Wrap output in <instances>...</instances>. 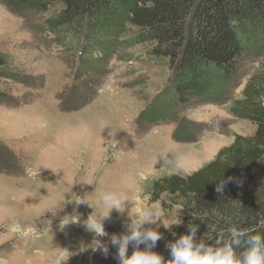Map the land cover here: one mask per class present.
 <instances>
[{
    "label": "rangeland",
    "instance_id": "obj_1",
    "mask_svg": "<svg viewBox=\"0 0 264 264\" xmlns=\"http://www.w3.org/2000/svg\"><path fill=\"white\" fill-rule=\"evenodd\" d=\"M11 1L0 0V61L16 77L0 79V264H118L110 236L129 234L142 209L152 214L145 227L162 236L153 251L167 264L161 232L183 211L151 202L148 191L163 177L193 174L235 137L254 133L230 110L246 87L264 88V56L241 65L222 101L164 108L157 117L152 103L168 87L170 67L148 56L146 44L128 47L134 27L127 26L109 57L80 59L77 46L43 28L59 4L27 15ZM251 174V181H239L254 191L264 179V158ZM106 192L122 202L104 222V255L94 250L86 222L106 211L100 200ZM66 215L79 220L63 226ZM17 225L34 231L21 234ZM133 250L130 243L127 255Z\"/></svg>",
    "mask_w": 264,
    "mask_h": 264
},
{
    "label": "trees",
    "instance_id": "obj_2",
    "mask_svg": "<svg viewBox=\"0 0 264 264\" xmlns=\"http://www.w3.org/2000/svg\"><path fill=\"white\" fill-rule=\"evenodd\" d=\"M55 3L61 9L46 19L43 28L77 46L80 59L86 53L109 57L131 26L137 32L128 47L146 44L148 56L168 61L169 85L152 103L158 107L157 117L169 107L175 111L176 107L222 101L241 65L264 56V0L11 1L27 15H43ZM2 78L16 79L0 61ZM242 95L231 108V116L251 123L254 133L235 137L193 174L163 177L152 185L156 194L148 191L151 202L164 201L183 211L178 224L161 232L165 243L175 242L196 227V243L217 246L216 240L221 239L226 244L235 227L246 234L241 245L234 246L241 256L249 237H264V179L254 191L239 181H251L252 170L264 158V88L250 92L246 87ZM221 182L225 186L218 193L216 185Z\"/></svg>",
    "mask_w": 264,
    "mask_h": 264
},
{
    "label": "clouds",
    "instance_id": "obj_3",
    "mask_svg": "<svg viewBox=\"0 0 264 264\" xmlns=\"http://www.w3.org/2000/svg\"><path fill=\"white\" fill-rule=\"evenodd\" d=\"M231 178H229L230 180ZM225 182L216 185V191L221 193ZM100 200L107 206L106 211L95 217L90 216L86 222V227L95 234L93 240L94 250L101 251L104 255L108 254V247L101 238L108 236L104 228V222L109 218L112 209L121 208L122 198L115 193H102ZM82 202L81 198L75 200L78 206ZM137 218L132 220L131 227L127 235L117 237L110 236V243L117 249L116 259L118 264H165L164 258L153 251L157 242L162 238L158 231L146 228L145 225L152 223L150 210L142 209L136 212ZM78 215H66L61 224L67 226L77 223ZM215 231V229H212ZM15 231L21 232L20 226H16ZM34 228L29 227L26 232H33ZM197 228L190 227L189 233L181 235L175 242L166 245L170 254V261L167 264H264V237L260 235L251 236L247 239V248L241 256L234 251V246L241 245V238L246 234L244 231L235 227L230 229L231 240L224 244L221 239L216 240L217 246H209L203 242L196 243ZM133 244L132 254L127 255L129 244ZM144 245L143 249L140 248ZM222 245V246H221Z\"/></svg>",
    "mask_w": 264,
    "mask_h": 264
},
{
    "label": "built area",
    "instance_id": "obj_4",
    "mask_svg": "<svg viewBox=\"0 0 264 264\" xmlns=\"http://www.w3.org/2000/svg\"><path fill=\"white\" fill-rule=\"evenodd\" d=\"M94 252V251H93Z\"/></svg>",
    "mask_w": 264,
    "mask_h": 264
}]
</instances>
